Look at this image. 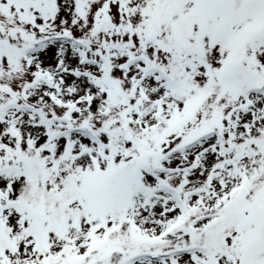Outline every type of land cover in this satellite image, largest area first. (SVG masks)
<instances>
[{"label": "snow or ice", "instance_id": "obj_1", "mask_svg": "<svg viewBox=\"0 0 264 264\" xmlns=\"http://www.w3.org/2000/svg\"><path fill=\"white\" fill-rule=\"evenodd\" d=\"M0 264H264V0H0Z\"/></svg>", "mask_w": 264, "mask_h": 264}]
</instances>
